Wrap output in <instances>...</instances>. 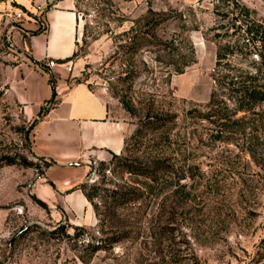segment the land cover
I'll return each instance as SVG.
<instances>
[{
    "label": "rangeland",
    "instance_id": "rangeland-1",
    "mask_svg": "<svg viewBox=\"0 0 264 264\" xmlns=\"http://www.w3.org/2000/svg\"><path fill=\"white\" fill-rule=\"evenodd\" d=\"M71 1L68 81L102 95L131 133L120 154L88 161L91 218L56 212L32 151L40 114L28 119L5 82L19 59L18 21L0 29V161L16 160L0 166V264H264V120L250 151L240 132L216 140L214 117H202L220 73L264 66L239 30L264 27V0ZM216 92L231 109L229 92Z\"/></svg>",
    "mask_w": 264,
    "mask_h": 264
},
{
    "label": "crops",
    "instance_id": "crops-1",
    "mask_svg": "<svg viewBox=\"0 0 264 264\" xmlns=\"http://www.w3.org/2000/svg\"><path fill=\"white\" fill-rule=\"evenodd\" d=\"M17 13H21L19 28L12 35L19 59L5 69V82L28 119L41 113L32 132V151L52 164L44 169L39 184L50 187L56 212L91 218L79 189L88 161L92 156L102 161L120 154L131 125L114 117L104 97L88 85L68 81L72 76L68 59L75 52L78 34L71 0H0V29H7ZM50 61L53 65L48 67Z\"/></svg>",
    "mask_w": 264,
    "mask_h": 264
},
{
    "label": "trees",
    "instance_id": "trees-1",
    "mask_svg": "<svg viewBox=\"0 0 264 264\" xmlns=\"http://www.w3.org/2000/svg\"><path fill=\"white\" fill-rule=\"evenodd\" d=\"M59 1V0H56ZM77 4V0H76ZM244 9V8H243ZM246 15L247 9H244ZM239 21V20H238ZM244 21V20H243ZM239 30L242 29V36L241 38L246 41L245 45L243 47H247L246 44L251 43L254 44V46L257 49L258 55L260 57L261 63L264 64V27L261 25H257L254 23L248 24L241 23ZM248 25V26H247ZM136 47H138V44L131 45L129 48L133 52L136 50ZM73 55L68 59L70 60L74 56ZM186 56H180V58H185ZM225 55L220 54L218 51L216 55V67L219 65V61L221 59H224ZM132 60V58H131ZM59 63H61L59 61ZM192 63L191 59H186V61H183L180 63L178 67L174 70L176 74H181L184 72V68L189 66ZM43 68L44 65H41ZM50 86L52 90V96L55 95L54 87L55 83L54 80L50 78ZM220 88L223 90H227L229 92L228 99L232 101L233 107L229 109L223 101L217 100V92L216 88ZM124 108L127 110H131L129 107V104L124 101H121ZM219 102L223 103V105L220 107ZM264 103V66L255 68L254 71H239L236 74H226V73H220V75L217 78V81H215V86L212 88L209 100L207 104L204 106V108H208L211 114H206L203 117V119H210L211 117H214L213 123L217 126L216 135L214 138L216 140H223L224 134L228 133H238L240 132L242 134V137L245 138L246 142L249 143L248 150L252 151V147H254L255 141H258L260 136H257L255 132H257V126H255L256 122H261L264 120V110L261 111L260 106ZM214 112V113H213ZM41 115V113H40ZM39 115L38 119L41 117ZM37 119L34 121L33 125L37 123ZM156 124L160 127L161 121L157 120L155 123L153 122V125ZM155 129L157 130L158 127L155 126ZM228 140V139H225ZM125 140V145H126ZM161 144H162V150L165 151L166 147L168 146V137L165 132H162V136L160 138ZM264 142V140H263ZM262 142V144H263ZM261 144V143H260ZM124 145V148H125ZM39 160L44 162V167L47 168L52 164L50 160L42 159L37 157ZM20 161L22 162V165L24 166H30L31 163H27L26 160L23 157H20ZM5 165H13L16 163V160L12 157H4L0 161L1 164ZM79 189L82 190L86 200L90 201L91 196L87 192L84 191V185L81 184L79 186ZM177 192V191H176ZM98 247H95L93 251H97Z\"/></svg>",
    "mask_w": 264,
    "mask_h": 264
},
{
    "label": "built area",
    "instance_id": "built-area-1",
    "mask_svg": "<svg viewBox=\"0 0 264 264\" xmlns=\"http://www.w3.org/2000/svg\"><path fill=\"white\" fill-rule=\"evenodd\" d=\"M36 8H37V10L40 9L39 7H36ZM20 18H21V13H17V14L14 15V19H16V20H19ZM47 65L49 67H51L53 65V62L50 61Z\"/></svg>",
    "mask_w": 264,
    "mask_h": 264
}]
</instances>
